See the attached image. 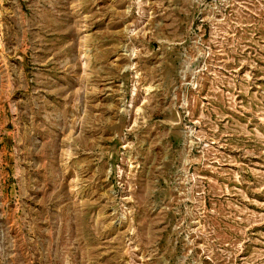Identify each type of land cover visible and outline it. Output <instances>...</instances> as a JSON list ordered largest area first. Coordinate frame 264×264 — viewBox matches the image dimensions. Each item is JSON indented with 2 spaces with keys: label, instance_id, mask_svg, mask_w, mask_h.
<instances>
[{
  "label": "rangeland",
  "instance_id": "rangeland-1",
  "mask_svg": "<svg viewBox=\"0 0 264 264\" xmlns=\"http://www.w3.org/2000/svg\"><path fill=\"white\" fill-rule=\"evenodd\" d=\"M0 264H264V0H0Z\"/></svg>",
  "mask_w": 264,
  "mask_h": 264
}]
</instances>
